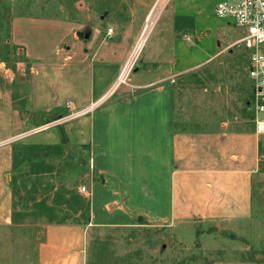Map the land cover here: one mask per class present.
<instances>
[{
    "label": "crops",
    "instance_id": "1",
    "mask_svg": "<svg viewBox=\"0 0 264 264\" xmlns=\"http://www.w3.org/2000/svg\"><path fill=\"white\" fill-rule=\"evenodd\" d=\"M172 2V19L191 23V28L175 36L170 58L147 65L146 57L131 75V85L119 87L93 113L63 124L57 121L72 113L67 102L78 111L113 89L128 61L130 42L108 41L107 30L99 28L88 39L80 38L79 25L62 19L12 20L10 42L30 66L29 113L15 106L17 72L0 63V232L23 226L15 221L12 185L20 142L86 147L87 161L81 163L91 168L89 195L79 192L90 205L91 222L49 225L38 247L39 264H86L90 227L128 228L145 221L211 224L226 230L252 219L262 138L256 134L254 117L242 127L223 122L199 128L194 106L200 104L198 90L185 84L197 70L214 68L217 56L231 50L245 31L215 51L210 23L196 0ZM242 50L249 78V53ZM18 65L22 71L24 64Z\"/></svg>",
    "mask_w": 264,
    "mask_h": 264
},
{
    "label": "rangeland",
    "instance_id": "2",
    "mask_svg": "<svg viewBox=\"0 0 264 264\" xmlns=\"http://www.w3.org/2000/svg\"><path fill=\"white\" fill-rule=\"evenodd\" d=\"M196 2L210 23L211 47L215 51H219L222 44L227 45L242 36V30L235 27L232 19H219L215 14L219 3L235 0ZM172 3V0H0V63L6 58L8 62L4 67L11 69L16 65L17 70L16 60L25 58L21 51L13 53L10 42L11 22L20 16L71 21L79 25L83 35H91L98 28L106 29L108 41L130 42L129 58L148 27L134 69L143 66L146 57L147 65L158 63L168 55L170 58L175 36L191 28V23L172 19ZM172 27H175L174 32H171ZM109 30L113 31L110 36ZM243 51L234 46L219 54L212 64L214 68L205 73L197 70L192 80L185 83L190 84L188 89L198 90L200 104L194 106L199 113V128H216L223 122H229L233 128L250 125V118L254 117L249 110L253 91L244 70L247 57ZM20 63L24 65L23 70L15 74V106L27 115L29 65ZM38 131L40 128L32 133ZM261 137V166L255 178V202L250 221L226 230L211 224L196 227L185 223L152 225L145 221H137L128 228L90 227L85 243L86 264H225L239 261L264 264V136ZM24 141L17 147L12 174L16 211L21 215L23 226L0 232V264H39L38 247L49 225L91 222L90 205L79 193V188L87 187L91 173L89 165H83L87 161L86 147L73 150L60 141L55 145ZM99 211L105 215L102 209Z\"/></svg>",
    "mask_w": 264,
    "mask_h": 264
},
{
    "label": "built area",
    "instance_id": "3",
    "mask_svg": "<svg viewBox=\"0 0 264 264\" xmlns=\"http://www.w3.org/2000/svg\"><path fill=\"white\" fill-rule=\"evenodd\" d=\"M215 14L219 19H232L236 28L245 31V36L234 46L245 49L249 53L248 76L252 82L253 91L252 106L249 110L254 113L256 134L264 136V0H239L235 5L227 2L219 3L215 8ZM147 30L148 27L145 28L137 48L141 43L143 46ZM112 33L113 31L109 30L108 35ZM137 48L126 62L113 89L105 97L78 111L72 101L67 102L66 108L72 113L57 122L93 113L119 87L129 85L137 63V54L140 52ZM79 192L85 196L89 195L86 187H81Z\"/></svg>",
    "mask_w": 264,
    "mask_h": 264
},
{
    "label": "trees",
    "instance_id": "4",
    "mask_svg": "<svg viewBox=\"0 0 264 264\" xmlns=\"http://www.w3.org/2000/svg\"><path fill=\"white\" fill-rule=\"evenodd\" d=\"M13 48H14V49H13V53H14V51H15V53H16L17 47L13 46ZM7 49L10 51V46H8ZM2 60H3V59H2ZM1 62H3V63H7L8 60H7L6 58H4V60L1 61ZM19 62H26V63H28V65H29V62L27 61L26 58H23V59H21V60L17 59L15 63L18 64ZM29 67H30V66H28V71H29ZM11 69H12L15 73L17 72V70H16V65H14L13 67H11ZM15 221H17V222L21 221V215H20L18 212H15Z\"/></svg>",
    "mask_w": 264,
    "mask_h": 264
},
{
    "label": "water",
    "instance_id": "5",
    "mask_svg": "<svg viewBox=\"0 0 264 264\" xmlns=\"http://www.w3.org/2000/svg\"><path fill=\"white\" fill-rule=\"evenodd\" d=\"M79 37H80V38L88 39V38H89V35H88V34H86V35L79 34ZM25 116H26V115H25Z\"/></svg>",
    "mask_w": 264,
    "mask_h": 264
},
{
    "label": "bare ground",
    "instance_id": "6",
    "mask_svg": "<svg viewBox=\"0 0 264 264\" xmlns=\"http://www.w3.org/2000/svg\"><path fill=\"white\" fill-rule=\"evenodd\" d=\"M143 46H142V43L140 44V46L137 48L138 50H141V48H142Z\"/></svg>",
    "mask_w": 264,
    "mask_h": 264
}]
</instances>
